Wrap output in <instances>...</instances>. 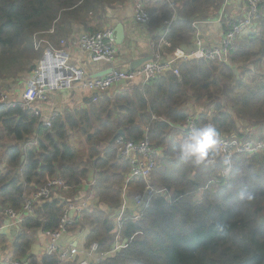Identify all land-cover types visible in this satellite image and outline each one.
I'll return each mask as SVG.
<instances>
[{
	"label": "trees",
	"instance_id": "obj_1",
	"mask_svg": "<svg viewBox=\"0 0 264 264\" xmlns=\"http://www.w3.org/2000/svg\"><path fill=\"white\" fill-rule=\"evenodd\" d=\"M135 1L0 0V87L13 93L25 82L42 55L35 50L36 38L55 43L70 38L75 26L80 34H94L105 28L111 8ZM224 1H149V27L166 29L171 22L163 53L176 56L191 40L194 24L214 18ZM151 2L156 3L153 9ZM260 14V26L240 38L226 65L183 62L179 77L166 73L146 85L105 94L97 103L66 109L51 127L39 125L20 107L0 108V248L10 242L1 231L6 210L21 213L51 179L60 178L73 190L94 171L91 188L97 204L67 227L71 234L89 231L87 249L99 245L97 255L103 257L93 264H264V151L237 155L230 168L221 154L215 157L209 143L179 140L186 134L173 128L195 118L200 132L211 126L242 142L253 138V128H264V3ZM160 42L156 36L157 49ZM250 67L260 69L262 79L245 84L241 74ZM121 131L133 142L149 138L156 162L151 182L171 191V202L157 195L143 212L117 211L125 195L143 193L146 187L142 179L130 180V164L117 154ZM76 132L87 146L86 159L70 143ZM67 203H35V216L24 217L15 232L12 261L76 263L58 253H30L36 232L58 229Z\"/></svg>",
	"mask_w": 264,
	"mask_h": 264
},
{
	"label": "built area",
	"instance_id": "obj_2",
	"mask_svg": "<svg viewBox=\"0 0 264 264\" xmlns=\"http://www.w3.org/2000/svg\"><path fill=\"white\" fill-rule=\"evenodd\" d=\"M147 1L136 0L133 2L135 22L145 26L150 23ZM245 2L247 3V11L244 17L232 23L229 22V29L218 44L208 45L198 34L192 48L189 47L174 57H167L163 51L165 45H168L164 38L170 32L171 22H169V27L165 29V33L161 36L159 49L156 48V44H153L155 52L152 60L137 69L128 71L117 70L114 66L117 59V44L113 29L106 28L94 34H82L79 40L80 48L89 55L91 62H106L113 69L110 73L99 78H90L83 69L77 68L70 63L69 45L65 46V41H60V44L56 46L59 47L61 45V48H55L48 40L35 39V50L41 51V58L35 62L34 69L28 75L27 85L22 93L17 94L15 93L16 91L10 93L6 88L0 87V108L20 107L22 110L32 113L33 117L38 120L39 125L51 127L53 120L59 114L53 112L50 115H46L37 106L48 101L52 94L79 89L88 93L89 97L96 101L100 93H105L121 83L128 84L137 81L138 84L146 85L166 73H173L179 77V65L183 62L206 60L217 62L219 65H226L230 62L236 49L237 39L242 38L245 32L256 29L261 24L260 6L264 3V0H245ZM199 23L196 22L194 27L196 26L198 29ZM173 128L185 133L196 145L209 143L212 147H215L228 161L230 168L237 155L264 151V140L250 139L242 142L235 135L228 137L217 134L211 126L200 132L195 118H188L184 125L173 126ZM115 149L119 158L128 161L130 164V180L139 178L146 183L143 193L134 195L136 207L141 212L152 207L153 200L157 195H164L169 202L172 201L173 195L168 189H157L151 182L156 162L155 151L148 137L141 142H133L120 135L116 140ZM93 185L94 181H91V186ZM65 189L68 188L62 179H51L32 198L26 201L21 213H17L12 209L6 210L5 213L13 225L20 226L24 221V217L35 216V203L51 202L58 190ZM89 207L90 202L88 199H79L65 205L58 229L45 232L48 240L46 245L47 255L58 253L64 261H75L78 254L77 249L73 247L64 249L61 245V240L68 233L67 227L73 223V216L81 214ZM98 249L99 245L97 243H93L87 249L88 257L97 256L96 263L100 262L103 257L102 254L97 255ZM115 251L112 250L111 253L114 254L116 253ZM10 264H29V261H12ZM75 264L90 263L76 261Z\"/></svg>",
	"mask_w": 264,
	"mask_h": 264
},
{
	"label": "crops",
	"instance_id": "obj_3",
	"mask_svg": "<svg viewBox=\"0 0 264 264\" xmlns=\"http://www.w3.org/2000/svg\"><path fill=\"white\" fill-rule=\"evenodd\" d=\"M150 0L147 1V4ZM245 0H225L223 6L221 7V11L219 13H213L210 12L212 15V19H206L202 22V26L200 28L194 27V33L192 34L191 40L188 44L181 45V52L184 51V47H193L196 41V38L199 34V36L202 38V40L208 44V45H214L218 44L226 31L229 29V22H233L235 20H240L244 17L246 11H247V5H245ZM156 3H150V7L153 9L155 8ZM133 7V3H125V5L120 6H114L106 13V16L109 17L106 21V28L115 29L118 23L123 24L125 28L126 38L123 41V43L119 46H117V54L116 57L119 56V60L116 59L114 66L117 70L122 71H128L130 70V64L134 61L153 57L155 48H153V44H155V38L156 36H162L163 33H165V29L163 28H151L145 25H142L146 27L145 31H139L135 30L133 24H136L134 15L133 17H127V18H119L118 12ZM133 9V8H132ZM160 12V10H157ZM173 17L176 16V13L172 14ZM209 16V15H208ZM225 27V28H224ZM227 27V29H226ZM103 29V30H104ZM74 34L70 36L68 39V45H69V51H70V63L77 68L83 69L90 78H99L107 74L108 70L111 68V65L106 62H99V63H93L91 62L89 55L85 53L81 48L79 44L80 34L79 27H74ZM64 39V38H62ZM60 40H55L56 44H59ZM169 44V43H168ZM169 45H165V49H167ZM167 57H170L168 54ZM138 85L137 81L130 82V83H121L118 85H115L113 88L114 93L120 92L123 88H131L134 85ZM64 93V92H62ZM62 93H56V94H62ZM56 94H52L51 98L49 100H52ZM70 94L69 100L67 102L65 101H59L62 103H58V106H53L50 104V101L48 100L47 103L38 104V108L40 111H42L46 115H50L53 112L54 113H61L62 110L71 109V107L74 106H84L86 103L87 98H90L88 93L83 94L82 97H84L82 100H80V96L76 93V90H72L68 92ZM61 104V105H60ZM63 110V111H64ZM185 124V123H184ZM183 124V125H184ZM91 181H94V171H91L87 182H85L84 185H81L80 188H77L79 191L77 192V189H65V190H58L56 194L53 196L54 200H62L63 202L67 199L68 202L77 201L79 199H88L90 202V205L95 206L97 204V198L91 190ZM90 189L91 194L87 192V189ZM76 191V192H75ZM134 194V192H132ZM130 203L128 206V209L131 211H136L134 207L135 203V197H134V203L133 199H129ZM136 206V204H135ZM6 215V213H5ZM73 216L72 221L74 222ZM20 226L13 225L9 218L6 215V221L1 227V231L6 233V235L9 237L10 242L6 246L5 249L0 248V264H10L12 262V254H13V240L15 237V232L19 229ZM89 231L87 229H81L80 231L76 233H67L62 237L61 245L64 249H69L71 247L77 249V256L75 258L76 261L79 262H88L90 264L96 262L97 256L88 257L87 254V248H86V240L88 236ZM47 238L45 236V233L42 231H38L35 233L34 238V244L31 247V254L35 255L37 257H40L44 254H46V245H47ZM4 254L5 257L9 258V260H3L1 259V254Z\"/></svg>",
	"mask_w": 264,
	"mask_h": 264
},
{
	"label": "rangeland",
	"instance_id": "obj_4",
	"mask_svg": "<svg viewBox=\"0 0 264 264\" xmlns=\"http://www.w3.org/2000/svg\"><path fill=\"white\" fill-rule=\"evenodd\" d=\"M132 8L133 7L126 8V9L118 12L117 14H118L119 18L122 19V18H127V17H133L134 10ZM133 26H134V29L136 31L137 30H139V31H145L146 30V27H144V26H142V25H140L138 23L133 24ZM245 34H246V32L244 33V35ZM36 39L37 40H42V39H39V38H36ZM242 39H244V36H242ZM241 40L239 38L237 39V41H236V49L239 47ZM60 41H65L64 42L65 43V46L68 44V39L67 38L60 39ZM51 43L53 44V46L55 48H61V45L59 47H56L55 46V43H53V42H51ZM59 44H60V42H59ZM180 53H181V50L178 51V54H180ZM116 58H117V60L120 61L119 56L116 57ZM255 68L256 67L245 68V72L241 74V76L243 77L242 81H244L245 84L250 83L251 81H260L262 79L258 75L260 73V69H257V72H255V71H253ZM6 81H8V80H6ZM1 83L3 84V82H1ZM11 83H12V81L8 82L7 86L9 84H11ZM26 85H27V79L25 80V82L22 85H19V86L16 85L13 89H18L19 88V90H17L15 92V93L19 94V93H22V91L25 89V86ZM7 91L10 92L9 90H7ZM68 92H70V91H64V93H62V94H56L52 100H49L50 101V104H52L53 106H58L59 105L58 103H62V102H59V101H65V102H67L69 100V96H70V94H68ZM76 93L80 96V100H82L85 97V96L82 97L83 94H85V92H82L79 89L76 90ZM113 93H114V90H113V88H111L109 91H107L105 93H100L97 96L96 101H94L92 97L91 98H87L85 105H89L91 103H97L99 101V99L103 95H105V94H111V95H113ZM50 98H51V96H50ZM47 102L48 101H46L44 103H47ZM40 104H42V103H40ZM77 107H79V105L78 106L71 107V108H77ZM239 126L242 127V125H239ZM252 132H253V138H251V139H254V140H264V128H253V131ZM73 135L74 136L70 139L71 145L74 147V149L76 151H77V146L80 147L81 148V151L80 152L77 151V152H78L79 155H82L83 154V156H84L83 158L86 159L87 146H86V144L84 142L83 136L79 132H76ZM226 136L230 137L232 135H226ZM184 139H187V141H189L190 143L196 145L186 135H185V137H179V140H184ZM196 146H199V145H196ZM210 147L214 151L213 154L215 155V157H217V156L218 157H221L219 151L215 147H212L211 145H210ZM235 160H237V158H235ZM235 160H234V162H235ZM91 190H92V188H91ZM87 192L89 194H91V191H90L89 188L87 189ZM171 194H172V192H171ZM131 196H132V198H131ZM129 199H133V203H134V194L133 193H131L129 196H126V195L124 196V206H123V208H119L117 210L119 213H121L122 211H125L128 208L129 203H130V200ZM134 207H135L136 211H131V212L136 213L137 211H139V209L135 206V203H134ZM1 259H3V260H9V258L5 257V255L3 253L1 254Z\"/></svg>",
	"mask_w": 264,
	"mask_h": 264
},
{
	"label": "water",
	"instance_id": "obj_5",
	"mask_svg": "<svg viewBox=\"0 0 264 264\" xmlns=\"http://www.w3.org/2000/svg\"><path fill=\"white\" fill-rule=\"evenodd\" d=\"M202 26L201 23L198 24V27L200 28ZM114 35H115V42L117 45H121L123 43V41L125 40L126 38V33H125V28L123 26V24L121 23H118L117 26L115 27L114 29ZM184 50H187V47H184ZM152 60V57H148V58H144V59H140V60H137V61H134L130 64V70H133V69H137L138 67H140L141 65H143L144 63L148 62ZM113 69L110 68L107 72L110 73ZM120 135H124V133L121 131L120 132ZM24 160H25V157H23L21 159V163L20 165H22L24 163Z\"/></svg>",
	"mask_w": 264,
	"mask_h": 264
},
{
	"label": "clouds",
	"instance_id": "obj_6",
	"mask_svg": "<svg viewBox=\"0 0 264 264\" xmlns=\"http://www.w3.org/2000/svg\"><path fill=\"white\" fill-rule=\"evenodd\" d=\"M56 94V93H55ZM121 136H124V135H121Z\"/></svg>",
	"mask_w": 264,
	"mask_h": 264
},
{
	"label": "flooded vegetation",
	"instance_id": "obj_7",
	"mask_svg": "<svg viewBox=\"0 0 264 264\" xmlns=\"http://www.w3.org/2000/svg\"><path fill=\"white\" fill-rule=\"evenodd\" d=\"M114 30V29H113ZM118 46V45H117Z\"/></svg>",
	"mask_w": 264,
	"mask_h": 264
}]
</instances>
